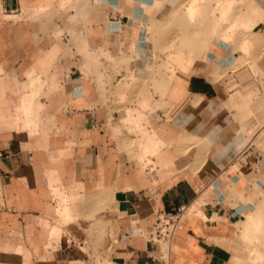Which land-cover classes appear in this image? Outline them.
<instances>
[{"label": "crops", "instance_id": "obj_1", "mask_svg": "<svg viewBox=\"0 0 264 264\" xmlns=\"http://www.w3.org/2000/svg\"><path fill=\"white\" fill-rule=\"evenodd\" d=\"M0 0V264H264V0ZM253 260V261H252Z\"/></svg>", "mask_w": 264, "mask_h": 264}, {"label": "built area", "instance_id": "obj_2", "mask_svg": "<svg viewBox=\"0 0 264 264\" xmlns=\"http://www.w3.org/2000/svg\"><path fill=\"white\" fill-rule=\"evenodd\" d=\"M191 206L189 202H181L170 209L157 211L150 238L158 248L148 251L146 264H173L170 257V243L183 219L193 210Z\"/></svg>", "mask_w": 264, "mask_h": 264}, {"label": "rangeland", "instance_id": "obj_3", "mask_svg": "<svg viewBox=\"0 0 264 264\" xmlns=\"http://www.w3.org/2000/svg\"><path fill=\"white\" fill-rule=\"evenodd\" d=\"M222 1H223V0H218V11H219V9H220V8H219L220 2H222ZM252 261H253V260H252ZM251 263H252V264H259L258 262L255 263V261H254V262H251Z\"/></svg>", "mask_w": 264, "mask_h": 264}]
</instances>
